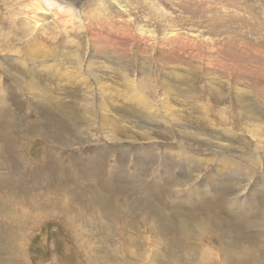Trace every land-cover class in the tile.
<instances>
[{"label":"rangeland","instance_id":"1","mask_svg":"<svg viewBox=\"0 0 264 264\" xmlns=\"http://www.w3.org/2000/svg\"><path fill=\"white\" fill-rule=\"evenodd\" d=\"M30 1L0 0V264H264V179L204 165L264 170V0H46L48 57Z\"/></svg>","mask_w":264,"mask_h":264},{"label":"bare ground","instance_id":"2","mask_svg":"<svg viewBox=\"0 0 264 264\" xmlns=\"http://www.w3.org/2000/svg\"><path fill=\"white\" fill-rule=\"evenodd\" d=\"M42 2H44L45 6H46V8H44V9L41 8L40 4L37 1H35V0L30 1L28 3H25L22 8L27 9L28 10L27 13L29 12V14H28V16H24L21 19H18V20L16 19L18 21V25L17 24L16 25L19 26L21 34L24 37L28 38L32 42L31 46L36 48L35 52L38 55H40L42 53V56H46L50 52V50H48L47 52H43V48H42L43 44L47 43V41H54L56 38H58L60 36L63 37V35H65V36L69 35V33L66 34V32H65V31H68L67 30L68 28H65L68 19H67L66 11H62L59 14H57V12L60 11L59 9L58 10H53L54 6L52 4L46 2V0H42ZM100 2H102V1H100ZM96 5H97V3H96ZM127 5H128V3L126 4V6ZM99 11H101V9ZM134 11L137 12V10L134 9L132 13H134ZM125 12L127 13V18H128L129 14H131V10L127 8V10ZM38 14H43L44 16H39ZM101 17H102V15H99V16L94 17V18H89L88 17L87 20H86V21H88V26L91 25V22L97 24ZM13 19H15V18H13ZM129 21H130V18H128V20H125L124 22L126 23V25H128V24H130ZM87 30H88L87 32L90 34L89 36H91V34H93V32H94V29L91 28V27L87 28ZM89 40H90V37H89ZM199 43L201 44V41ZM202 44H203V42H202ZM197 46L199 47V45H196V47ZM199 48H202V47H199ZM31 53L34 54L32 51H31ZM46 57H48V56H46ZM251 137H253V135H251ZM174 148H175V146H174ZM258 153L264 154V151L258 150ZM176 154H177V157L179 159H181L183 162L187 161L188 159H191V158L194 159L195 158V156H194L195 154H191V152H188V150L187 151L183 150L182 147L179 148L176 151ZM254 156L257 157V158L254 159L253 158ZM260 161L261 160L259 159V156L256 155V154L253 155L252 158L249 161H247L251 165L245 164V162L242 161V159L234 160V158H232L231 156L223 155V156H220V157L212 156L209 159L207 158L204 165L215 164V169L217 168V170H220V169H227V170L230 169L232 171L234 170L236 175H240V176H242V175L243 176L253 175L255 177V175L258 174L260 176L259 179H264V170L262 171V170H258L257 169V166L260 164ZM262 162L264 163V161H262ZM160 164H162V163H160ZM202 165H203V163H202ZM261 165L262 164H260V166ZM224 172H226V171H224ZM254 173H255V175H254ZM256 177H258V176L256 175ZM191 181H193V180H191ZM250 181L252 182L254 180H250ZM192 184H193V182H192ZM198 185H200V184L198 183ZM196 187H194V188H196ZM263 187H264V184H263ZM183 190H185V188ZM183 190L179 189L177 193L179 194V193L182 192V194L187 195L191 191H192L191 194L194 192L193 191L194 189H191V188L186 190V192L183 191ZM240 193L241 194L238 197L230 198L229 204L235 205V204H238L240 202L246 201L248 196L245 195L244 190H243V192H240ZM262 221H263V219H262ZM237 235L240 238H242L244 233H242V231H237ZM247 239H249V238H247ZM247 239H245V240H247ZM239 242H241V241H239ZM239 245H240V243H239ZM261 253L263 254V252H261ZM258 256L262 257V256H260V254Z\"/></svg>","mask_w":264,"mask_h":264}]
</instances>
